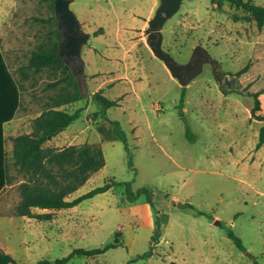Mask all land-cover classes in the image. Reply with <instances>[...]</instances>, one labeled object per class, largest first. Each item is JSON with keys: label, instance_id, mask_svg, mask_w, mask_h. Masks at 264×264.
Listing matches in <instances>:
<instances>
[{"label": "rangeland", "instance_id": "1", "mask_svg": "<svg viewBox=\"0 0 264 264\" xmlns=\"http://www.w3.org/2000/svg\"><path fill=\"white\" fill-rule=\"evenodd\" d=\"M253 2L264 5V0ZM158 4L70 2L90 34L81 49L86 75L82 98L59 106L68 112L82 108L68 126L73 140L65 144L98 145L105 160L69 198L114 180L130 182L133 193L149 188L152 204L144 194L128 200L125 186L114 185L56 214L53 224L35 218L24 224L34 232L33 248H27L20 240L31 236L5 218L16 216L23 179L8 151L12 180L0 194V224L15 264L54 260L73 248H97L115 239L120 245L95 256L74 255L64 264H264V136L256 147L264 119L251 117L253 94L264 88V24L258 28L247 12L227 2L182 0L161 29L163 49L183 63L200 44L220 67L213 72L205 63L181 86L146 43L144 30ZM57 31L52 0H0V48L19 86L23 122L32 121L64 84L47 86L59 80L58 69L27 67L34 50L60 40ZM99 89L108 99L119 98V104L103 108L93 99ZM258 99L255 113L264 117V92ZM106 118L117 120L124 131L132 166ZM156 220L160 233L153 242ZM45 230H59L48 247L41 243ZM229 230L244 250L228 237ZM148 249L150 257L134 260Z\"/></svg>", "mask_w": 264, "mask_h": 264}, {"label": "trees", "instance_id": "2", "mask_svg": "<svg viewBox=\"0 0 264 264\" xmlns=\"http://www.w3.org/2000/svg\"><path fill=\"white\" fill-rule=\"evenodd\" d=\"M217 6L227 2L235 8H240L247 12L255 21L258 28L264 24V5H259L253 0H213ZM100 32L95 31L94 35ZM60 31H57L58 40ZM58 41H54L48 47L34 50L29 58L27 67L40 71L43 67L55 68L60 71L59 80L50 82L47 86L54 87L58 81L64 84L54 96L49 98V105L45 106L40 113L31 121V131L11 136L12 142L10 152L12 168L22 176V181L18 185L19 199L14 206L13 213L17 216L33 217L38 220H48L52 213H35L33 207L45 209L70 208L79 204L84 199L90 198L97 193L107 191L114 185H124L128 200L136 199L140 194L146 196L149 204H152V191L147 187H140L136 192L130 189V182H118L114 180L105 181L102 185L96 186L89 191L74 198H69L87 179L105 164L104 156L100 146L95 144H69L63 147L46 146L44 143L57 132L67 127L73 120L79 118L82 108H77L72 112L58 108L61 105L78 101L82 98L78 84L71 74L70 68L56 56ZM245 69V68H244ZM241 69L238 73L244 72ZM19 87V86H18ZM222 89V88H221ZM102 89L93 94V99L100 102L103 108H108L119 104V98L108 99L102 95ZM264 92V88L253 94L254 103L251 108V117L264 119L263 116L255 112L260 109L258 96ZM184 91L181 92V102ZM111 124L112 133L115 139L121 141L127 152L128 164L132 166L129 154L128 142L124 131L120 128L119 122L115 119L106 118ZM259 139L256 147L263 143L264 126L259 130ZM9 175V164L5 156V181L6 185L11 182ZM197 214L203 212L196 210ZM160 233L159 223L156 220V227L151 237L153 242L158 240ZM228 237L240 249L244 250L241 240L231 230L227 232ZM120 245L115 241L97 248H73L66 256L55 258L54 260L40 259L35 264H64L74 255L95 256L103 253L109 248ZM152 250L148 249L138 255L134 260L146 259L150 257ZM0 264H15L12 256L4 249L0 248ZM126 264H129L127 262ZM169 264H183L171 261Z\"/></svg>", "mask_w": 264, "mask_h": 264}, {"label": "water", "instance_id": "3", "mask_svg": "<svg viewBox=\"0 0 264 264\" xmlns=\"http://www.w3.org/2000/svg\"><path fill=\"white\" fill-rule=\"evenodd\" d=\"M57 29L60 31V40L57 43L56 56L70 68L78 87L85 82L84 61L81 57L82 46L87 42L90 34L85 32L70 8L72 0H52ZM182 0H159L153 16L148 20L144 32L146 43L152 54L163 62L172 77L176 78L181 86H185L193 77L198 75L203 64L208 63L213 72L218 71L219 62L212 58L207 49L197 44L193 47L188 60L180 63L162 47L161 29L164 23L178 10ZM219 80V77H215ZM219 225V221L215 220Z\"/></svg>", "mask_w": 264, "mask_h": 264}, {"label": "crops", "instance_id": "4", "mask_svg": "<svg viewBox=\"0 0 264 264\" xmlns=\"http://www.w3.org/2000/svg\"><path fill=\"white\" fill-rule=\"evenodd\" d=\"M0 88L3 90V92L0 94V194H1V192L6 186L5 156H7V152L11 151L12 148V142L9 138L11 136H15L20 133H24V132L28 133L31 131V125H30L31 120L27 122L25 121L26 122L25 123L23 122L24 120H22L24 118L18 116L19 107H20V91L17 81L13 73L11 72L7 59L3 54L1 48H0ZM68 126L62 129L61 131L57 132L50 139H48L45 142V145L54 146V147H57L59 145L60 147H63L69 144H74L71 143L73 140L72 138L74 136V133L73 131L69 130ZM67 141H71V142L65 144ZM75 206L70 208H62V209H45V208L42 209L38 207H33L32 211L35 213H45V212L52 213V217L48 219L46 222H48L49 224L50 223L53 224L54 221L57 220L56 214L64 213L67 211V209L68 210L72 209ZM5 218H7L10 227L15 229L16 231L28 233L31 236L28 237V239H26V236H23L20 242L26 245L27 248H33L32 233L34 232L27 229V227L25 228L24 224L29 225L30 221L31 220L33 221L34 218L27 216H17V215L11 216L9 218L5 217ZM54 226L57 225L55 224ZM1 227L2 226L0 224V242H1L0 248L7 251L9 250L11 244L9 242V238H6V236L8 235L1 234L2 233ZM41 233H42V239H41L42 246L48 247L50 245L51 240L57 239L58 236L56 235L59 233V230H57V232L55 231L49 232L48 230L47 231L45 230V231H41ZM51 234L53 235L50 237Z\"/></svg>", "mask_w": 264, "mask_h": 264}]
</instances>
